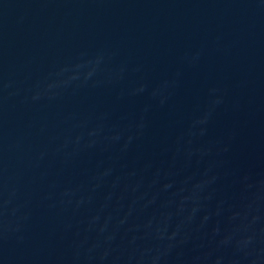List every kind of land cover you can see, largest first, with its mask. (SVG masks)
I'll return each instance as SVG.
<instances>
[{
  "label": "water",
  "instance_id": "water-1",
  "mask_svg": "<svg viewBox=\"0 0 264 264\" xmlns=\"http://www.w3.org/2000/svg\"><path fill=\"white\" fill-rule=\"evenodd\" d=\"M259 0H0V264H99L192 91Z\"/></svg>",
  "mask_w": 264,
  "mask_h": 264
}]
</instances>
